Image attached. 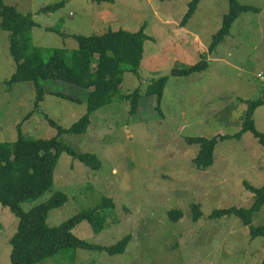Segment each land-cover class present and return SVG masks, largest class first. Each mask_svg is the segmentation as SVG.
<instances>
[{
	"label": "rangeland",
	"instance_id": "rangeland-1",
	"mask_svg": "<svg viewBox=\"0 0 264 264\" xmlns=\"http://www.w3.org/2000/svg\"><path fill=\"white\" fill-rule=\"evenodd\" d=\"M63 2L50 12L39 10ZM191 0H3L21 13H31L35 26L31 42L49 57L54 48H76L73 34H101L108 29L137 31L144 25V41L138 76L123 74L121 92L147 85L166 76L161 108L155 96H143L136 114L129 113L128 100H113L91 114V123L81 134L64 133L60 139L77 153H94L101 166L92 169L63 152L54 171L53 186L38 198L21 203L24 210L63 191L68 200L49 211L47 223L57 226L80 211L99 204L104 197L115 206L105 211L106 226L94 233L83 220L73 233L93 244L109 246L125 235L130 241L123 253L110 255L89 249H65L41 264H257L264 257V237L251 239L248 226L231 215L209 218L214 209L249 207L254 187L264 183V146L247 131L240 138L218 141L213 164L196 168L198 145L188 136L212 137L237 133L247 109V100L264 95L256 74L264 70V0H238L258 8L241 13L230 32L209 50L221 27L229 0H200L195 12L184 19ZM51 28V29H48ZM206 59L208 67L187 76L171 75ZM15 70L9 52V32L0 27V141L12 142L17 126L27 139L57 134L47 114L64 128L87 109L83 89L59 80L41 81L45 90L68 93L73 102L46 94L34 108L35 87L31 81H7ZM29 116L25 119V116ZM257 130L264 132V105L253 115ZM201 217L194 221L192 206ZM180 210L173 221L169 212ZM18 217L0 204V264H10V238ZM252 225H264V206Z\"/></svg>",
	"mask_w": 264,
	"mask_h": 264
},
{
	"label": "trees",
	"instance_id": "trees-1",
	"mask_svg": "<svg viewBox=\"0 0 264 264\" xmlns=\"http://www.w3.org/2000/svg\"><path fill=\"white\" fill-rule=\"evenodd\" d=\"M199 1H190L184 19L195 12ZM62 5L61 1L46 5L39 11H54ZM247 11H258V8L241 4L238 0H229V11L224 14L221 27L213 35L210 51L229 34L236 18ZM35 24L31 13L23 14L14 5L0 0V27L9 32V52L15 63V70L7 81L8 85L11 86L16 82H33L36 94L35 109L39 108V103L48 93L73 102H81L80 98L68 93L45 90L41 82L63 81L83 89L87 109L67 128L45 114L48 123L57 130V134L50 138L27 139L23 136L19 124L16 140L0 141V204L7 207L19 219L17 229L10 238V264H41L46 258L65 249L82 248L103 251L110 255L123 253L130 241V235H125L112 245L103 246L90 243L73 233V229L83 220L90 224L92 232H101L106 226L108 216L105 211L115 206L110 198L104 197L96 206L80 211L57 226H50L47 218L50 210L61 207L68 200L67 194L63 191L54 192L47 200L32 206L29 210H24L21 203L38 198L53 186L54 171L63 152L92 169L100 168L101 162L94 153H77L59 138L60 135L86 132L91 123V114L110 104L114 99L128 100L129 113L133 115L138 110L143 94L155 96V110L163 116L161 101L168 78L163 76L151 81L144 92L139 86L128 94L121 92L125 71H131L138 76L144 41L149 38L144 32V25L134 32L108 29L101 34H73L76 48L72 50L54 48L46 58L43 49L31 42L30 30ZM207 67V60L202 59L184 69L173 68L171 75L187 76L194 72H202ZM246 103V113L241 129L237 133L212 137H186L188 144H196L199 147L193 158L196 168L204 169L213 164L214 149L218 141L240 138L247 131L264 146V132L257 130L253 118L255 110L264 105V96L247 100ZM28 116L29 114L25 119ZM244 185L254 194V201L249 207L230 206L214 209L209 214V218L219 219L234 215L244 226H248L251 239L264 237V225H252L254 214L264 206V183L260 187H254L245 181ZM192 212L194 221L202 215L196 204L192 206ZM181 215L180 210L169 212L173 221L180 219ZM257 264H264V257Z\"/></svg>",
	"mask_w": 264,
	"mask_h": 264
},
{
	"label": "built area",
	"instance_id": "built-area-1",
	"mask_svg": "<svg viewBox=\"0 0 264 264\" xmlns=\"http://www.w3.org/2000/svg\"><path fill=\"white\" fill-rule=\"evenodd\" d=\"M256 77L259 79V81L261 82V86H262V89H263V92H264V70H261L259 71L257 74H256ZM264 96V95H263Z\"/></svg>",
	"mask_w": 264,
	"mask_h": 264
},
{
	"label": "crops",
	"instance_id": "crops-1",
	"mask_svg": "<svg viewBox=\"0 0 264 264\" xmlns=\"http://www.w3.org/2000/svg\"><path fill=\"white\" fill-rule=\"evenodd\" d=\"M255 121V120H254Z\"/></svg>",
	"mask_w": 264,
	"mask_h": 264
}]
</instances>
